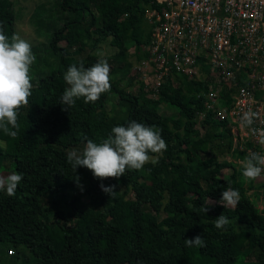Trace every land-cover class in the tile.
Returning a JSON list of instances; mask_svg holds the SVG:
<instances>
[{
	"label": "trees",
	"instance_id": "1",
	"mask_svg": "<svg viewBox=\"0 0 264 264\" xmlns=\"http://www.w3.org/2000/svg\"><path fill=\"white\" fill-rule=\"evenodd\" d=\"M143 2L55 0L62 23L45 43L55 56L28 83L18 55L0 52V168L9 160L15 171L0 184V241L27 247L33 264H264V181L237 163L248 156L228 121L197 119L204 83L165 77L155 97L125 88L148 57ZM15 21L14 0H0V40L16 36ZM108 37L124 86L91 53ZM96 67L101 91L81 77ZM114 92L125 111L106 109ZM159 147V160L142 161ZM249 189L262 191L261 209Z\"/></svg>",
	"mask_w": 264,
	"mask_h": 264
},
{
	"label": "built area",
	"instance_id": "2",
	"mask_svg": "<svg viewBox=\"0 0 264 264\" xmlns=\"http://www.w3.org/2000/svg\"><path fill=\"white\" fill-rule=\"evenodd\" d=\"M142 6L150 41L140 49L148 57L133 70L151 76L152 87L168 74L204 83L205 111L229 122L234 144L246 150L247 174L264 181V0H147ZM251 190L261 209L262 191Z\"/></svg>",
	"mask_w": 264,
	"mask_h": 264
},
{
	"label": "rangeland",
	"instance_id": "3",
	"mask_svg": "<svg viewBox=\"0 0 264 264\" xmlns=\"http://www.w3.org/2000/svg\"><path fill=\"white\" fill-rule=\"evenodd\" d=\"M54 1L55 0H14L16 36L13 39L10 38L5 41L0 40V52H13L14 54L18 55L16 58V75L17 80H19L20 82L27 78L25 83H28L27 80L29 79V77L33 78L35 73L46 70L48 67V62L49 64L51 63V60L49 61L50 57L55 56L53 53L49 52V50L47 49L48 47H46L45 44L47 38L49 37V30L59 26L62 23L59 19L58 11L56 10ZM143 17L145 19V9ZM109 40L110 37H108L106 40L100 41L98 43V46L95 49L91 50V53L95 55L100 64L104 66L107 71H109L108 77L110 81L116 84L119 79H122V81L119 82V85L124 86L126 83V79H128L127 75L120 72L121 70L119 69L116 72L110 73L112 72V67L117 66L118 58L115 55L116 50L109 44ZM59 44L62 46L66 45L64 41H61ZM89 49L90 48H88L87 50ZM128 58L130 59V61H132V63L134 62L133 57ZM70 61H73V59L71 58ZM132 70L133 66L129 68L128 72H131ZM179 76L183 75L176 76L174 74H168L166 78H168V80L174 84L175 82H179ZM81 77L93 81L97 85L98 90H102V78L97 67L94 69V72L92 74L87 76L82 75ZM132 82H134L133 85L135 86L130 87L129 85H125L126 90L135 91L137 86L141 87L147 95V92L153 88L152 91H154L155 94H152V96L155 97L156 93H159L162 85L164 84V79L161 80V83L157 87H152V77L144 74H139L138 76L133 77ZM25 83L22 82V84ZM67 89L69 91H73V81L68 84ZM196 96L201 95L198 92ZM105 105L108 111H114L115 113H119L120 110L125 111L127 108L124 102L121 100V95L117 92L111 93L106 97ZM1 116L2 115L0 114V117ZM197 119L199 121L204 120L205 122L209 121V119L211 118L209 117V114L204 111L197 114ZM160 151L161 148L159 147L157 154L149 155L142 161L144 162L149 160H159L161 157V154L159 153ZM236 161L239 166L244 165L249 168L250 162L245 157H243L242 159L237 158ZM216 168H218V170L223 174H227L230 172V169L224 168L221 164L216 165ZM243 177L247 179L245 175H243ZM14 179L15 171L13 168V163L9 160H6L0 168V184L3 187H5L6 185L8 186L14 181ZM245 182L246 184L249 183L247 180ZM248 194L253 197L252 200L256 205H261L260 195L258 193L254 195L252 193V190L249 189ZM62 203L63 199H59L57 202V206H61ZM50 209H55V204L52 202L50 204ZM10 248L14 250L13 253L8 250ZM246 260L249 262H254L255 258L251 255L247 257ZM246 260H238L237 264H245ZM33 262L34 256L27 249V247L22 245L16 246L9 241H0V263L33 264Z\"/></svg>",
	"mask_w": 264,
	"mask_h": 264
},
{
	"label": "crops",
	"instance_id": "4",
	"mask_svg": "<svg viewBox=\"0 0 264 264\" xmlns=\"http://www.w3.org/2000/svg\"><path fill=\"white\" fill-rule=\"evenodd\" d=\"M247 169V168H246Z\"/></svg>",
	"mask_w": 264,
	"mask_h": 264
}]
</instances>
